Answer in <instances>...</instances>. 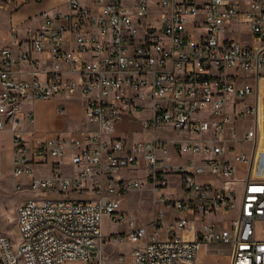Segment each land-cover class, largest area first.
<instances>
[{
	"label": "built area",
	"instance_id": "obj_1",
	"mask_svg": "<svg viewBox=\"0 0 264 264\" xmlns=\"http://www.w3.org/2000/svg\"><path fill=\"white\" fill-rule=\"evenodd\" d=\"M67 8L39 13L33 30L19 38L11 29L0 45L11 176L49 194L17 203V241L0 235V264H106L111 237L142 243L117 264H196L202 245L225 247L229 264H264V177H252L264 0H68ZM228 26L245 28L253 45L221 37ZM56 97L82 102L95 127L79 137L28 135L34 116L22 108ZM122 120L139 122L150 139L118 137ZM233 142H249L251 152H234ZM236 164L245 166L239 178ZM171 177L178 198L162 191ZM142 189L152 195L151 216L135 224L116 197ZM170 207L192 219L162 224ZM104 215L126 224L122 237H103Z\"/></svg>",
	"mask_w": 264,
	"mask_h": 264
},
{
	"label": "rangeland",
	"instance_id": "obj_2",
	"mask_svg": "<svg viewBox=\"0 0 264 264\" xmlns=\"http://www.w3.org/2000/svg\"><path fill=\"white\" fill-rule=\"evenodd\" d=\"M189 27V26H188ZM191 28V27H189ZM231 30L233 33H231ZM203 32V31H202ZM68 33L65 37H68ZM221 37L232 38L238 43L244 45H253L252 39L249 33L242 27H238L235 32L234 27H226V31ZM1 45V44H0ZM264 74V65L259 69V75ZM252 82V81H251ZM75 103V102H74ZM73 103V104H74ZM61 104V105H60ZM67 101H61L60 98H54L47 101H36L29 107H23L22 110L29 108L33 113L34 120L31 126L25 127L28 135L37 134L46 138H70L79 137L80 133L85 132L95 125L90 123L83 114V104L80 101H76V105H67ZM62 109V110H61ZM264 110L258 117V134L255 154L252 162V174L264 175ZM243 122L237 124L236 137L241 136L243 129L241 126ZM139 122H127L122 120L116 125V135L118 137H125L128 140L135 139L137 137L144 136L150 139V132H139ZM157 137L163 135L162 131H156ZM167 138L172 137L170 133L166 134ZM10 134L8 131L0 133V235L7 237L11 243L17 241L16 232V217L15 208L22 198L29 196H36L40 198L49 197L48 193L38 194L31 193L27 184V178L25 176H17L16 178L11 176V166L13 164V156L11 154L10 146ZM234 147V152H243L249 154L252 149V144L244 142H233L231 144ZM167 155L171 157V162H176L172 152L168 149ZM230 158V155L225 156ZM39 170L35 169L34 175L38 176ZM139 175V174H137ZM209 180V178H197V181ZM176 183V178L171 177L168 179V185L162 190L165 195L178 198L180 195L179 190H174L173 185ZM20 184L22 191H15V186ZM151 197L152 195L146 190H137L129 192L127 194L117 196L116 199L119 202V210L123 213L124 218H133L135 224L147 223L151 216ZM235 214V212H233ZM233 214V215H234ZM185 217L182 212L177 211L173 207L165 210V215L162 220V224L166 220L173 218ZM229 218V215H228ZM202 225V224H201ZM197 224V227H201ZM126 224H120L119 226L112 223L109 215H104L101 221V232L103 237H109L111 234L121 232L119 237H122L123 232L126 231ZM259 237H264V231L259 230L260 225H257ZM152 230V229H151ZM178 236H181V232H176ZM162 237L163 234L161 233ZM115 242V243H114ZM142 243H131L127 240L120 241L119 239L110 240L103 243L102 253L106 264H117V258L119 255L124 257L128 256L133 249L140 248ZM227 249L225 247L209 246L205 249L200 257L196 260V264H225L227 258ZM65 264H83L78 262H67Z\"/></svg>",
	"mask_w": 264,
	"mask_h": 264
},
{
	"label": "crops",
	"instance_id": "obj_3",
	"mask_svg": "<svg viewBox=\"0 0 264 264\" xmlns=\"http://www.w3.org/2000/svg\"><path fill=\"white\" fill-rule=\"evenodd\" d=\"M67 1L68 0H0V44L9 45V32L11 29L16 31V34L19 38H22L27 30H33L38 24L37 16L41 12L47 11V12L66 13L68 11ZM77 1L81 6H91L93 3V0H77ZM244 30L246 29L244 28ZM247 33L249 32L247 31ZM56 98H60L61 101L65 100L62 97H56ZM258 98L260 102L259 114L260 111L262 114L264 110V74L259 75ZM65 101H67L68 106L76 105L75 100H65ZM4 132L6 131H0V133H4ZM258 138H259V134L257 131V140ZM235 167L237 170L236 177L239 178L243 175L245 166L242 164H236ZM252 177L263 178L264 175L257 176L252 174ZM183 215L187 219H192V217L187 214H183ZM181 235H183L187 239L192 238V235L190 233H181ZM208 248L209 246L202 245L197 253V259L198 257L201 256L204 250ZM225 264H229V254L226 258Z\"/></svg>",
	"mask_w": 264,
	"mask_h": 264
},
{
	"label": "bare ground",
	"instance_id": "obj_4",
	"mask_svg": "<svg viewBox=\"0 0 264 264\" xmlns=\"http://www.w3.org/2000/svg\"><path fill=\"white\" fill-rule=\"evenodd\" d=\"M115 243V242H114ZM196 259H197V257H196Z\"/></svg>",
	"mask_w": 264,
	"mask_h": 264
}]
</instances>
